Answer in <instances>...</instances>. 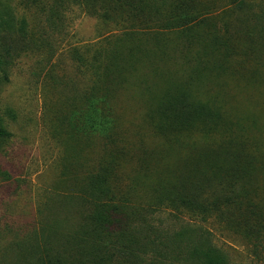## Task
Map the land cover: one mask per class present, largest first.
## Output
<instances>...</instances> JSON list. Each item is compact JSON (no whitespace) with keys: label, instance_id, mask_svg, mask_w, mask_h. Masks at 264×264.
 I'll list each match as a JSON object with an SVG mask.
<instances>
[{"label":"trees","instance_id":"trees-1","mask_svg":"<svg viewBox=\"0 0 264 264\" xmlns=\"http://www.w3.org/2000/svg\"><path fill=\"white\" fill-rule=\"evenodd\" d=\"M23 1L39 23L18 19L0 3V83L8 82L14 58L29 53L41 59L44 85L58 98L49 100L46 112L62 149L58 184L68 206L65 219L41 222L17 246L14 264H230L205 239L172 254L147 241L150 218L163 210L214 218L263 259L264 178L258 175L264 151L245 137L238 118L228 117L219 92L201 93L225 72L229 50L213 25L212 33L206 29L207 6L190 0ZM72 8L120 31L70 46L73 71L57 75ZM125 97L147 131L168 147L160 151L162 160L181 139L209 142H195L202 145L196 155L185 156L176 172L163 168L167 176H157L150 152L123 125ZM10 137L0 123V145ZM9 178L0 168V179Z\"/></svg>","mask_w":264,"mask_h":264},{"label":"rangeland","instance_id":"rangeland-1","mask_svg":"<svg viewBox=\"0 0 264 264\" xmlns=\"http://www.w3.org/2000/svg\"><path fill=\"white\" fill-rule=\"evenodd\" d=\"M190 1L197 7L207 6L206 29L212 33L213 25L218 39L229 48L225 72L210 78L201 93L219 92L227 103L228 117L238 118L245 137L264 151V0H237L234 4L228 0ZM1 2L9 5L18 19L32 26L39 23L23 0ZM67 18L68 36L59 53L57 75L73 71L66 56L70 46L97 43L120 31L78 8L69 10ZM41 64L37 56L23 53L6 69L8 82L0 83V123L11 134L0 145V168L10 176L0 179V264L15 263L17 246L29 241L41 222L51 224L67 217L68 204L58 184L62 149L52 136L53 122L46 112L49 100L55 104L58 98L44 85L46 71ZM124 99L123 125L135 133L140 147L150 152L148 161L156 164L157 176H167L163 168L176 172L185 156L196 155L202 145L195 142H209L198 136L181 139L169 152L171 156L162 160L160 151L168 148L165 142L147 131L137 108ZM258 177L263 179L264 171ZM144 237L157 249L168 247L169 254L177 253L185 243L205 239L230 264H264V258L253 256L241 237L214 218L202 220L188 213L159 211L150 218ZM150 256L154 255L150 252L147 259Z\"/></svg>","mask_w":264,"mask_h":264}]
</instances>
